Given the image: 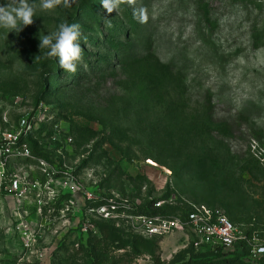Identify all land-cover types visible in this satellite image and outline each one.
<instances>
[{
  "label": "rangeland",
  "instance_id": "rangeland-1",
  "mask_svg": "<svg viewBox=\"0 0 264 264\" xmlns=\"http://www.w3.org/2000/svg\"><path fill=\"white\" fill-rule=\"evenodd\" d=\"M29 2L32 25L0 29V132L31 155L7 172L38 189L1 190L0 264H229L136 217L203 203L264 226V0ZM64 21L81 26L75 72L39 56Z\"/></svg>",
  "mask_w": 264,
  "mask_h": 264
},
{
  "label": "built area",
  "instance_id": "built-area-1",
  "mask_svg": "<svg viewBox=\"0 0 264 264\" xmlns=\"http://www.w3.org/2000/svg\"><path fill=\"white\" fill-rule=\"evenodd\" d=\"M22 125H26V122L22 121ZM18 158H31L21 135L16 132H0V192L4 189L18 200H27L38 189V184L28 181L26 175L7 172L12 160ZM260 160L264 164V158ZM164 202L158 201L156 206L160 208ZM136 219L143 223L146 233L150 236L167 234L173 229L183 231L188 228L209 246V250L216 253L234 251L243 242L249 249L248 261L264 264V242L258 239L255 233L247 235V227L234 224L219 207H210L203 203L192 204L183 217H165L159 214V217L137 215ZM155 220L158 224H155Z\"/></svg>",
  "mask_w": 264,
  "mask_h": 264
},
{
  "label": "clouds",
  "instance_id": "clouds-1",
  "mask_svg": "<svg viewBox=\"0 0 264 264\" xmlns=\"http://www.w3.org/2000/svg\"><path fill=\"white\" fill-rule=\"evenodd\" d=\"M58 0H40V10H51ZM103 6L111 12L114 4L109 5L108 0H103ZM36 6L29 0H11L0 3V29L10 32L23 30L32 25ZM81 26L79 23L61 22L56 31L39 35L40 57L55 58L61 70L75 72L82 61ZM43 50V51H42Z\"/></svg>",
  "mask_w": 264,
  "mask_h": 264
},
{
  "label": "trees",
  "instance_id": "trees-1",
  "mask_svg": "<svg viewBox=\"0 0 264 264\" xmlns=\"http://www.w3.org/2000/svg\"><path fill=\"white\" fill-rule=\"evenodd\" d=\"M252 5H254V3ZM252 10H253V6H251L249 9H246V11H244V13L245 14H246V12L251 13ZM206 18L208 21L211 20V18L209 16V11H208V13H206ZM216 18H217V20H215V19H214L215 21L212 20L211 25L214 28H219V26H220L219 22H221L219 20L222 19V15L220 14V16H219L218 13H216ZM218 24H219V26H218ZM254 27L257 28L256 25ZM260 32L263 35L264 34V28L262 30H260ZM118 170H119V168H118ZM162 200H164V199H162ZM189 210H190V207H188V206H186V209L185 208H179V207H173V206H163V207H160L159 209H157L156 211H154L153 213L154 214H161V215H164L165 217H176L179 214L183 217ZM227 216L229 217V215H227ZM261 218L262 217L260 214L258 216H250L246 219V221H244V220L243 221H238V220L236 221L235 219H231L229 217V219L234 224L246 226L247 227V229H246L247 235L251 236L253 233H255L256 236L258 237V239H260V240H262V242H264V226H263ZM204 254H210V255H213L214 257L222 258V260H224L226 263H229V264H253V263L249 262L247 259V257L249 256V249H248V246L243 242H241L236 247V249L234 251L216 253L214 251L208 250V251L204 252Z\"/></svg>",
  "mask_w": 264,
  "mask_h": 264
}]
</instances>
